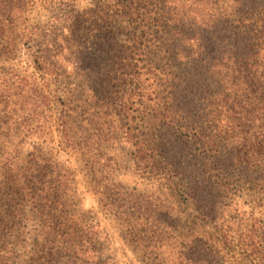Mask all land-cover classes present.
I'll use <instances>...</instances> for the list:
<instances>
[{"label": "rangeland", "instance_id": "rangeland-1", "mask_svg": "<svg viewBox=\"0 0 264 264\" xmlns=\"http://www.w3.org/2000/svg\"><path fill=\"white\" fill-rule=\"evenodd\" d=\"M135 1L0 0V264H264V44L195 81Z\"/></svg>", "mask_w": 264, "mask_h": 264}, {"label": "trees", "instance_id": "trees-1", "mask_svg": "<svg viewBox=\"0 0 264 264\" xmlns=\"http://www.w3.org/2000/svg\"><path fill=\"white\" fill-rule=\"evenodd\" d=\"M136 1L139 3L138 7L127 11L132 23L141 18L144 22L142 29L146 28L152 34H160L157 37L160 42L170 41V47L176 50L177 58L190 59V53L197 52L195 59L187 61V64L192 62L197 65L194 75L198 76L195 77V81L204 76L201 71L208 63L220 60L217 55L221 57L225 55L224 61L227 63L232 60H242L248 65L252 61H257L254 60L255 56H258L260 51H264V47L256 51L255 48L264 42L255 43V34L251 32L249 23H247L248 15H254L256 6L264 5V0ZM188 6L190 9H187ZM233 15L238 17V24L233 23ZM153 25L156 28H152ZM137 43L138 41L133 40L134 45ZM186 46L195 48V50L188 51ZM239 47L242 48V52L238 50ZM131 51L136 53L134 50ZM244 77H249V74H245ZM135 85L141 97L145 87ZM160 95L161 92L158 93L159 98ZM171 99L177 102L178 97L176 98L175 95ZM37 189L40 188L37 187Z\"/></svg>", "mask_w": 264, "mask_h": 264}]
</instances>
